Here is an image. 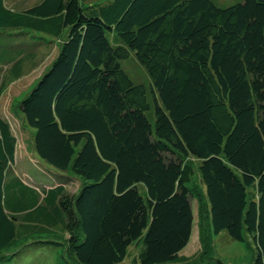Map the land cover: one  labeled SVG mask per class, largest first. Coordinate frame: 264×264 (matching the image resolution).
Here are the masks:
<instances>
[{"label":"trees","instance_id":"1","mask_svg":"<svg viewBox=\"0 0 264 264\" xmlns=\"http://www.w3.org/2000/svg\"><path fill=\"white\" fill-rule=\"evenodd\" d=\"M12 29L60 39L17 102L34 130L30 152L54 172L22 182L0 113V255L53 244L62 264H116L140 240L141 264L177 261L193 233L194 157L213 234L249 235L251 264H264V0H40L21 10L0 0V38ZM23 45L0 50V95L22 74ZM130 54L151 102L121 66Z\"/></svg>","mask_w":264,"mask_h":264},{"label":"rangeland","instance_id":"2","mask_svg":"<svg viewBox=\"0 0 264 264\" xmlns=\"http://www.w3.org/2000/svg\"><path fill=\"white\" fill-rule=\"evenodd\" d=\"M22 3H31L34 0H21ZM83 4L89 6L92 0H81ZM218 6L225 7L241 0H212ZM10 35L6 39L0 38V50H3L9 42L23 43L22 58L23 69L22 74L18 80L7 82V86L3 89L0 95V113L6 117L10 123L13 131L17 136L19 150L26 154L25 145L31 139L34 131L23 120V116L17 109L18 100L23 97L27 91L37 81L39 76L47 69L51 61L58 53V45L60 39L50 35L43 34L27 29H12L8 31ZM3 34V33H2ZM107 36L112 45H119L121 41L114 32H108ZM64 37V36H63ZM27 52L31 54L26 55ZM6 54V53H4ZM0 55V69L2 73L6 72L8 64ZM121 66L124 72L134 83H141L147 90L149 102H151L150 88L151 81L144 68L139 64L133 54H130L127 59L121 60ZM6 72V78L9 76ZM150 121H153L152 108L146 112ZM20 154V153H19ZM29 156L34 159V163L27 160L26 167L36 165L34 169L35 175L29 176L33 181H50L48 175L44 172L46 169L49 173H53L54 169L48 167L41 161L34 153L30 152ZM194 168V175L192 177V186L195 189V196L192 199V208L194 215L193 233L190 241L180 253V258L177 261L166 262L162 264H212L215 259L222 260L230 264H251L256 256L257 250L252 238L245 234L243 241H237L231 238L225 231L218 234H213L210 227L207 206L205 204V195L201 183V177L197 172L198 159L190 157L189 160ZM39 167V169L37 168ZM48 167V168H46ZM57 172V171H56ZM17 175L22 179L31 182L30 178L24 175V172L17 170ZM36 175L39 177L37 178ZM71 175V174H69ZM74 176V175H72ZM76 184L74 181L69 188L71 192ZM79 184V183H78ZM144 191V189L142 188ZM72 193V192H71ZM253 197L251 191L249 198ZM64 234L59 233L53 236L58 241L62 242V247L66 245V240L63 238ZM67 236V234H65ZM142 249V241L137 240L129 246L128 255L125 259L116 264H141L139 262L140 253ZM18 252L12 255L16 250H6L0 255V264H62L61 248L57 245L49 244H33L27 243L23 245ZM67 262H65L66 264ZM68 264V263H67Z\"/></svg>","mask_w":264,"mask_h":264},{"label":"crops","instance_id":"3","mask_svg":"<svg viewBox=\"0 0 264 264\" xmlns=\"http://www.w3.org/2000/svg\"><path fill=\"white\" fill-rule=\"evenodd\" d=\"M39 1H40V0H34L33 2L26 4L25 2L22 3L21 0H4V3H5V5H6L8 8H10V9H13V10H21V9H23V8L30 7V6L34 5L35 3L39 2ZM17 43H19V42H17ZM18 79H19V78H18ZM18 79H16V80H18ZM9 122H10V121H9ZM11 128H12V127H11ZM12 130H13V128H12ZM13 133L15 134L14 131H13ZM15 136H16V134H15ZM16 137H17V136H16ZM25 150H26V154H25L24 152H21V151L19 150V145H18V142H17V148H16V153H15V154H16V161H15V163H14L13 169L15 170V174H17V170H19L20 172H21V170H22V171L24 172V175H26V176H30V174H32V173L34 172V170H33L32 168L35 166V164H33L32 166H29L30 168L25 166V165H28L27 160H28V161H31V162L34 161V159L31 158V157L29 156L30 149H29V146H28V145H25ZM19 153H20V154H19ZM33 163H34V162H33ZM35 167H36V166H35ZM21 180H22L23 183L29 184V183H27L28 181H26V180H24V179H22V178H21ZM74 181H76V184H75V186H74V188L72 189L71 192L74 193V192L78 189V185H79V184H78L77 180L74 179V180H72L71 183L66 187L68 192H70L68 187H70V185H71ZM30 183H31V182H30ZM33 184H36V183H33ZM32 186H33V185H32ZM44 186L48 187V186H50V185H48V184H44ZM34 187H35V188H38V187H36V186H34Z\"/></svg>","mask_w":264,"mask_h":264}]
</instances>
